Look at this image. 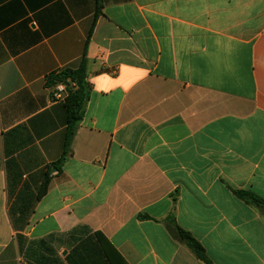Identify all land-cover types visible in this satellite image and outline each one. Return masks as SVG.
<instances>
[{"label":"crops","instance_id":"obj_1","mask_svg":"<svg viewBox=\"0 0 264 264\" xmlns=\"http://www.w3.org/2000/svg\"><path fill=\"white\" fill-rule=\"evenodd\" d=\"M84 58L66 148L52 80ZM239 191L264 201V0H0V264H206L177 227L264 264Z\"/></svg>","mask_w":264,"mask_h":264},{"label":"trees","instance_id":"obj_2","mask_svg":"<svg viewBox=\"0 0 264 264\" xmlns=\"http://www.w3.org/2000/svg\"><path fill=\"white\" fill-rule=\"evenodd\" d=\"M96 22V20H95ZM94 22V26H95ZM93 32V28L90 31V35ZM87 78V60L84 58L81 65L76 70H67L62 72L60 75L53 77V84L57 82L66 83L68 86V96L65 100V104L68 109V125H67V136L65 146L69 148L73 137L77 131L78 125L83 119L85 106L90 97L91 87L86 81ZM76 86V87H75ZM47 190V181L42 187L41 194H45ZM239 198L242 200L258 207H264V201H262L256 195L246 192H236ZM177 233L179 238L187 244V246L194 252L196 257L206 264H212V261L207 256L204 247L189 233L185 232L181 228L177 227ZM118 258L124 263L122 258L118 255Z\"/></svg>","mask_w":264,"mask_h":264},{"label":"built area","instance_id":"obj_3","mask_svg":"<svg viewBox=\"0 0 264 264\" xmlns=\"http://www.w3.org/2000/svg\"><path fill=\"white\" fill-rule=\"evenodd\" d=\"M68 92V87L65 83L60 82L55 87L54 98L56 100L64 99L65 94Z\"/></svg>","mask_w":264,"mask_h":264},{"label":"clouds","instance_id":"obj_4","mask_svg":"<svg viewBox=\"0 0 264 264\" xmlns=\"http://www.w3.org/2000/svg\"><path fill=\"white\" fill-rule=\"evenodd\" d=\"M123 67V66H122ZM104 78L105 79H110V77H108L107 76V74H104ZM99 91H104V92H108V91H110V89H107V88H105V89H98Z\"/></svg>","mask_w":264,"mask_h":264}]
</instances>
